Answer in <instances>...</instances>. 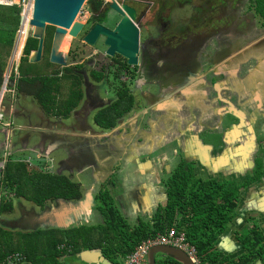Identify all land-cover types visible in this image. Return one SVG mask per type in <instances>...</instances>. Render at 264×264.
Masks as SVG:
<instances>
[{
    "label": "flooded vegetation",
    "instance_id": "flooded-vegetation-1",
    "mask_svg": "<svg viewBox=\"0 0 264 264\" xmlns=\"http://www.w3.org/2000/svg\"><path fill=\"white\" fill-rule=\"evenodd\" d=\"M197 1L199 3L193 7L191 6L193 0H160L162 3L159 4L158 1L151 0H96L97 4H93L86 23L83 22L85 28L80 36L72 37L70 49H100L83 60L76 61L71 59H77L78 55L73 56L74 53H68V67L64 69H70L72 81L67 83L70 82L72 89L76 83L75 77H79L81 84L74 89L81 88L84 91V99L80 107L74 109L75 111L73 110L68 118L62 116L59 121L64 123L63 119H71V125H87L93 110L97 115L119 100L121 93L127 92L129 97L134 98L135 106L118 119L116 127L120 125L122 128L115 130L105 138L106 140L116 139L118 143L137 141L139 136L126 130L133 129L144 121L145 113H148L147 124L151 123L149 120L155 117L156 111L164 113L162 120L165 119V122L170 121L172 124L185 125L183 120L186 116L187 123L193 120L202 125L204 134L214 136L212 138L214 149L211 151L213 158L216 157L219 161L221 158L219 154L225 151L227 146L228 149L231 146V142L229 143L225 137L226 130L230 128L232 137L238 134L241 137L234 143L233 149L236 151L229 154L232 163L225 167L229 172L222 170L223 172H217L213 177L231 176V178L248 180L261 172V178L251 186L261 185L260 183H264V99L262 109L254 113L258 107L249 105L252 102L249 97L254 91L249 83L247 68L252 61L258 64V58L264 57V24L260 27L256 25L254 11L255 14L250 18L252 21L249 17H245L242 21L244 28L238 31L241 25L240 15L244 12L249 14L251 9H247L245 4L252 0ZM114 2H117L122 9L126 5L137 12V19L134 22L140 31L138 66H131L128 60L119 54L109 55V46L106 45L108 38L103 35L95 48L85 41V37L98 25L112 31L116 30L122 15L112 8ZM172 2L176 3L169 7ZM185 6H191L195 12L192 15L194 18L189 21L191 24L194 23L193 27L179 21L176 15L178 12L175 10L183 9ZM205 6L210 8H204ZM198 13L211 15L200 18ZM203 28H206L204 34L197 32ZM56 34L57 28H48L45 39L46 50L53 48ZM253 43L258 46L254 47L255 49L248 48ZM259 47H262L263 51L258 49ZM207 65L210 66L209 69ZM60 73L61 78L65 76L64 71ZM43 85V82L38 83L35 88L42 89ZM155 86L159 87L157 93L153 89ZM26 88L29 89L30 86L26 84ZM138 93L145 105L139 110L142 103L135 96ZM171 93L183 99L184 103L179 105L180 108L178 106L175 108L176 104H170L168 100L161 104L162 106L157 105L153 109L155 101L161 102L160 97H167ZM261 94L264 98L263 89ZM229 106L234 110L227 109ZM146 109L148 112H145ZM236 109H242V112L246 113L248 123L241 121V116L235 112ZM23 114L24 111H19L16 115ZM258 118H261V122H258ZM122 119L125 121L120 124ZM153 124L149 126L152 127ZM124 130L125 135H117ZM107 147L110 146L102 143V153ZM114 149L116 148L113 147ZM225 159L227 157L221 161ZM197 163L193 164L201 174ZM125 165L127 172L135 173V170L132 172L133 164L126 162ZM32 215V212L24 214L25 223L34 222Z\"/></svg>",
    "mask_w": 264,
    "mask_h": 264
},
{
    "label": "trees",
    "instance_id": "trees-1",
    "mask_svg": "<svg viewBox=\"0 0 264 264\" xmlns=\"http://www.w3.org/2000/svg\"><path fill=\"white\" fill-rule=\"evenodd\" d=\"M92 3L97 4L96 0ZM252 3L257 14L264 20V0H252ZM21 21L22 9L19 6L0 5V86L4 83V74L15 48ZM31 28L30 23L25 24L24 35L20 39L16 54L17 60L22 57ZM70 40L66 39L64 51L69 49ZM38 47L39 40L30 38L20 66V73L24 78L22 83H28L30 88L22 87L20 91L36 97L46 109L68 117L84 99V91L81 88L74 89L81 84V79L75 77L76 83L70 90L68 99H61L65 83L72 81L70 69H64V77L61 78V73L56 72V77L51 79V76L42 78L30 75L24 67L28 64L36 65L30 63V58ZM47 50V60L50 61L52 49ZM39 82L44 84L42 89L35 88ZM134 106V98L129 97L127 92L121 93L119 100L101 110L95 120L106 130H111L117 126L118 119L130 112ZM261 175L258 172L248 180L231 176L209 178L202 176L196 170L195 164L181 160L165 179L167 204L160 206L153 219H142L135 225L122 213L111 187L105 183L96 197L97 209L103 217L99 224H84L69 229L38 228L24 232L4 226L0 222V264L16 252L25 253L27 260L34 264H65L66 256H76L82 251L94 249H100L104 257L113 264H122L141 242L157 237L160 233H167L172 227L185 229L187 240L196 247L202 264H233L229 258L218 252L217 242L238 216L243 189L253 185ZM110 184L115 182L112 180ZM3 188L15 193V196L1 199L0 216L14 211L15 197H24L42 207L60 199L78 201L84 198L81 182L64 174L53 175L31 170L26 162L12 157L0 172V192L4 191ZM251 221H255L254 227L242 236V242L249 250L242 257L243 264H251L264 256L263 230L257 224L255 216L249 217V222ZM62 245H65L64 249L61 248ZM41 251L43 253L39 255ZM158 264L181 263L160 255Z\"/></svg>",
    "mask_w": 264,
    "mask_h": 264
},
{
    "label": "crops",
    "instance_id": "crops-1",
    "mask_svg": "<svg viewBox=\"0 0 264 264\" xmlns=\"http://www.w3.org/2000/svg\"><path fill=\"white\" fill-rule=\"evenodd\" d=\"M254 44L255 43L250 44L248 48L255 49L254 47L258 46V44ZM258 49L263 51L262 47H259ZM14 51L15 48L9 59L8 70L6 69L7 72L12 63ZM15 59V64H17L18 69L20 60L18 61L16 57ZM258 62V64H254L252 61L247 68L250 76L249 83L254 91L253 95L249 97V99L252 100L249 105H255L258 107L255 109L254 113H256V110L262 109L264 99L261 94L262 89L264 90V57H259ZM20 66L18 69L19 72ZM54 74L51 75V79L56 77ZM21 77L22 75L19 73L18 76L12 78L14 79L12 80V83L16 86H12L11 88L12 90H15L16 98L18 91L21 93L20 88L26 87V84H28L22 83L20 80ZM176 95L177 94L171 93L167 97H160L161 102L155 101L153 109H155L157 105H163V103L168 100L170 104H176V106L174 105L175 108L177 106L180 108L179 105H181V103L183 104L184 101ZM12 97V95H8V101H6L7 104L5 102L4 107H2L4 112L14 121V126V117L20 120L25 119L26 125L22 127L19 126V128L29 130L28 135L22 140L25 147L20 149L22 151H27L29 149L28 146L31 143V139L29 138V136H31L30 133H40L42 135V143H40L41 146L36 145L32 148L36 151L35 153H37L36 156H34L35 158H26L23 154L18 155L15 152V155L11 157L23 162L28 159L37 163L38 160L46 161L50 163V167L52 165L57 171H60L66 176L70 177L72 173L78 170L80 174L93 176L95 182L102 184V187L106 183L108 186L112 187L110 189L112 190L113 196H115L116 202L126 218L128 219V216L125 213L127 209H129L134 218H136L135 224H138L142 219H153L160 206L167 204L168 194L165 186V179L179 161L187 160V162L190 163L198 162L197 164L200 166L201 175L204 177H213L217 172H221L222 170L229 172L226 169V165L232 163V157L230 156L228 162L224 163V165L221 164L217 166L216 163H218V158H213L211 151V149H214L211 134H204L202 125L197 124L193 120L187 123L185 114V120H183L185 125H183L182 123L172 124L170 121L165 122V119L162 120L164 113H159L158 111H156L155 117L150 118L149 121L151 123L147 124L146 115L148 113H145L144 121L140 122L139 125L133 129L126 130V132L129 130L135 135H138L139 139L135 142L131 141L130 143L120 141L118 143V140L116 139L111 140L110 138L106 140V136H102V130L94 126L90 121L87 125H71V123L70 125H67L65 119H63L64 123L59 121L64 115L56 114L55 111L46 109L43 104L40 105L37 102V99H34V102L32 103L19 102L17 106V100L13 104L10 102ZM181 108L183 109L184 107L182 106ZM227 109L234 110L230 106ZM237 110L238 109H236L235 112H242V109ZM19 111H24V114L16 115ZM145 112H148V109H146ZM242 113L244 114V120L241 117V121L245 122L248 119L246 118V113ZM253 116L254 115H252V118ZM152 123L154 124L150 127L149 125ZM17 128L18 127L15 126L10 129L9 132L4 130L6 133V140L0 141V151H3V149L10 151L16 147L17 143L14 140V135ZM121 128L122 127H120V129ZM150 129H152V131L148 132ZM126 132L124 130L122 133L118 132L117 135L122 136L125 135ZM231 133L230 128L226 130L225 137L228 142L231 139L238 140L241 137L240 134H238L239 136L232 137ZM173 140L177 141V145L174 147V152L171 153L169 147L170 142ZM102 143L109 145L111 148L107 147V149L103 151L104 153H102ZM113 147L116 149L113 150ZM233 147L234 145H231L228 149L227 146V149L219 154L221 158L231 150H234ZM142 148L144 149L142 150ZM134 149L137 150L136 155L135 153L132 154ZM155 150H159L160 153L155 154ZM173 154L176 156L180 155L178 158H175ZM1 158L4 157L0 154V160ZM123 162L131 163L136 166L137 169L135 173L127 172L126 165L125 168L121 167L120 165H122ZM213 162H215L214 166ZM67 171L71 173L67 174ZM116 173H122V176L126 177V180H129L125 182L124 190H122V188L118 189L119 186H117V183L115 185L110 184ZM132 178L133 180H130ZM260 184L261 185L251 186L250 188L243 190V197L239 205L238 216L231 224L228 231L221 237L220 241L217 242L218 252L229 258L233 264H243L242 257H244L249 251L246 245L242 242V236L247 234L250 228H253L255 225V221L249 222V217H256L257 224L261 227L264 233V183ZM101 186L98 187V189L93 186L95 191L90 192L87 195L84 193V198L81 200H65L63 202L56 200L55 202L48 203L45 207L39 205L41 211H30L26 210V207H24L21 219L17 220L16 218L14 219V217L4 218L3 215H1L0 222L4 226L22 230L24 232H30L32 230H37L38 228L59 227L69 229L84 224H99L103 221V217L100 216L97 209L98 201L96 197L102 189ZM49 208L53 210L54 214H57L56 217L51 216L50 213L52 210L48 215L45 214V211ZM15 212L16 210L14 207V211L8 214H15ZM28 212H32V216H34V222L31 224L25 223L23 220L24 214L26 215ZM39 217L40 219H38ZM131 224L135 225L133 223ZM90 251L91 250L82 251L84 252L83 255L79 253L76 256L69 255L65 258L63 257L65 264H99V259L95 258L91 253H99L100 250ZM16 253L25 254L23 252ZM42 253L43 252L41 251V254ZM102 263L113 264L112 262L106 263L103 261ZM15 264L34 263L26 259L25 261L17 262ZM251 264H264V256L257 258Z\"/></svg>",
    "mask_w": 264,
    "mask_h": 264
},
{
    "label": "water",
    "instance_id": "water-1",
    "mask_svg": "<svg viewBox=\"0 0 264 264\" xmlns=\"http://www.w3.org/2000/svg\"><path fill=\"white\" fill-rule=\"evenodd\" d=\"M87 0H35L33 6V18L31 20V30L29 31L26 45L23 49V54L20 59L19 66L22 63L23 57L25 56V50L30 38L39 40L38 50L34 51L30 58V63L38 64L44 60L45 55V39L46 33L49 27L57 28V34L55 38V44L53 45L51 51V62L56 65L63 67H68L69 54L65 53L62 49L63 44L71 36L73 38L79 37L82 30L85 28V24L78 20L81 15L83 8ZM112 8L122 15V20L115 31L106 29L105 27L98 25L96 26L86 37L85 41L92 47H97L100 38L103 36L107 37V46H109L108 54L115 56L119 54L125 57L131 66L139 65L138 53L140 52V31L135 24L137 19V12L135 9L124 6L122 9L117 2H114ZM25 16L22 17L21 29L17 38L14 56L12 58V63L6 78L10 77V74L14 67V60L18 47L20 45V36L25 28L26 23ZM7 80V79H6ZM12 86H16L11 83ZM6 83L4 84L5 87ZM125 119L120 121V124L124 122ZM120 125L109 131H102V136L106 138L113 133L115 130L120 129ZM60 202L65 201V199H60ZM52 209L49 208L45 211L48 215ZM51 216L56 217L57 214L51 211ZM49 217V216H48ZM100 250V249H94ZM91 250L90 252L94 251ZM89 251V250H88ZM84 252L80 254L83 255ZM95 258L99 259V264H104L103 262L109 263L110 261L104 257L103 252L100 250L99 253H91ZM164 255L170 257L181 264H195L191 258L185 253L172 246H156L152 249L150 253V264H158V256Z\"/></svg>",
    "mask_w": 264,
    "mask_h": 264
},
{
    "label": "rangeland",
    "instance_id": "rangeland-1",
    "mask_svg": "<svg viewBox=\"0 0 264 264\" xmlns=\"http://www.w3.org/2000/svg\"><path fill=\"white\" fill-rule=\"evenodd\" d=\"M93 1L94 0H91L89 2H86L85 6L83 8V11H82L81 15L79 16L78 20L86 23L88 17L90 16V12H91L90 10H91V8L93 6V3H92ZM151 1H154V2L155 1H158L157 4L162 3V2H160V0H151ZM175 3L176 2H172L169 7H172ZM197 3H199V1L193 0V2H191V4H192L191 6L195 7V5ZM219 5L224 6V4H219ZM245 5H247V9L249 8V9H251V11L248 12L249 14H245V12H244L242 15H240V19H241V23L240 24L241 25H240L238 31H242V28H244V24H243L244 22H242V21H243V19L245 17H249V19H250L253 14H255V13L257 14L256 9L254 7V4L251 1H250V3H246ZM15 6H19V5H15ZM191 6H185L183 9H177L175 11L178 12V14H176V15L179 18V21H183V23H185V24H190V26L193 27V24L194 23L193 24L189 23V21L192 18H194V17H192V15L195 13L193 11V9H192ZM19 7L23 10V8L21 6H19ZM204 8H210V6H205ZM247 9L245 11H247ZM183 10H185V11H183ZM254 11H255V13H254ZM256 14H255V17L256 18L254 19V21H255L256 25L258 27H260L262 24H264V20H263V18H261L260 14H257V15ZM210 15L211 14H208V15L205 16L204 14L198 13V17H200V18L207 17V16H210ZM117 21H118V19H116V22ZM200 26H202V24ZM235 29L237 30V28H235ZM204 30H206V28H203L200 31H197L195 29V31H197L199 33H202V34L205 33ZM192 31H194V29ZM68 38H70L72 40V37L71 36H68ZM68 48L69 49L67 51H65V53H69L70 54V52H71V53H74L73 56L74 55H78V58L77 59H71V61H74V60L75 61L76 60H83L86 56L92 55V53H95L97 50L100 49V48H98V49H88V50H86V49L85 50H71L70 49L71 48V43H68ZM50 49H51V47H50ZM62 49H64V47ZM48 55H49L48 50H45L44 58L46 57V60L44 59L41 63H38L36 65H30V64H28V65H25L24 67H26V70L28 72H30V74L33 73L32 75L40 76L42 78L49 77V76L53 75L56 72H63L64 71V67L63 66H60V65L53 64L51 62V60L50 61L47 60ZM15 62H16V59L14 60V67H13V70H12V72L10 74V77H9L10 78V86H12V84H11L12 83V78L15 77V76H18V74L20 73L18 71V69H17V64H15ZM207 67H208V69L210 68V66H208V65H207ZM7 70H8V67H7ZM7 70H6L5 74H4V83H3V86L0 87L1 88L0 89V94L2 93V90L4 88V84L6 82V79L7 80L9 79V78H6V75L8 73ZM20 80L21 81H24L23 76L21 77ZM39 83H41V82H39ZM70 86H71L70 85V82L69 83H67V82L65 83V86H64V88H65L64 89V94H62V96L60 97L61 99L62 98L66 99V100L68 99L67 97H69V95H70L69 92L71 90L70 89ZM153 89H154V92L157 93V91L159 90V87L158 86H155V87H153ZM63 95H64V97H63ZM103 96L106 97V94L103 93ZM135 96H136L137 100L140 103H142L141 104V107L138 108V110L141 109V108H144L145 105L143 104V101H142L141 97L139 96V93L136 94ZM34 99H37V98L34 97V96H32V95H29L27 93H22V92L19 93V91H18V95H17V106H18L19 102H21V103H24V102H26V103H32V102H34ZM37 102L40 105H42L41 101L38 100ZM4 104H5V102H4ZM6 104H7V102H6ZM238 114L244 120V114L242 112H238ZM95 116H96V111L93 110V112H92V114H91V116L89 118L90 123L94 124V126H96L97 128H100V130L105 131L106 129L103 128L100 124H98L95 121ZM66 118H68V117H66ZM14 120H15V126L18 127L15 130V135H14V140L17 143V145H16V147H14V149H11L10 150V154H12L11 156L13 157L15 155V153H17L18 155H22L23 154L26 158H31V159L32 158H35L34 156H36L37 153H35L36 151H34L32 148L35 147L36 145L41 146L40 143H42V135L40 133H35V134L30 133L31 136H29V138L31 139V143L28 146L29 149L27 151H22L21 149L23 147H25L22 140H23V138L25 136L28 135L29 130L23 129V128H19V126L22 127V126L26 125L25 119H21L20 120V119L14 117ZM257 120H258V122H261V118H258ZM65 122H66L67 125H70L71 119H65ZM245 123H248V120H246ZM4 129H5V127L1 123L0 124V141H5L6 140V133L4 132ZM206 136H209V135H206ZM211 137L214 138L213 135H211ZM236 141H237L236 139H231L229 141V143L231 142V145H234V143ZM176 145H177V141L176 140H173L172 142H170L169 149H170V152L171 153L174 152V149H175L174 147ZM143 149L144 148H142V150ZM36 150H39V149H36ZM232 151H236V150H231L230 152H232ZM230 152H228L224 157L220 158L219 161H217L218 162V163H216L217 166H219L221 164L224 165V163L228 162V159L230 158V155H228V154ZM134 153H135V155L137 154V150L136 149H134V151H132V154H134ZM154 153L157 154V153H160V151L159 150H155ZM0 154H1L2 157H4L5 154H6V150L3 149V151H0ZM179 155L178 156L174 155V156H175V158H178ZM225 157H227V159L221 161ZM21 158H23V157H21ZM2 161L4 162V165L6 167L7 163L10 161V159H9V157L3 158ZM24 162H26L29 165V167H30L31 170H34L35 169V170H37L40 173H45V174L51 173L53 175L62 174L60 171H57L56 168L52 167V165L50 167V163L49 162H46V161H40V160H38V163H37L35 161H32V160L28 159V160H25ZM120 166L123 167V168H125V162H123V164L120 165ZM136 169H137L136 166H134L132 172H134V170L136 171ZM70 173L71 172H68L67 171V174H70ZM169 175L170 174H168V176ZM70 177L73 180H75V181L82 182V188H83V191H84L85 195L89 194L90 192H94L95 191L93 189V186H95L96 189H98V187L101 186V184L95 182V178L93 176H90V175H87V174L86 175L85 174H80L78 170H76L74 173H72ZM126 179H127L126 177L122 176V173H116L113 176V181L115 182V184L117 183V186H119L118 189L122 188V190H124L123 188L125 187V182L126 181H129V180H126ZM130 180H133V178L130 179ZM3 190H4L3 192H0V202H1V199L3 197H5V196L7 198L8 197L11 198V197H14L15 196V193L10 192L9 190H6L4 188H3ZM124 192H126V191H124ZM13 202H14L15 210H16L15 214H8L7 213L6 215H3L4 218H8V217L13 218L14 217V219L16 218L17 220L21 219V217L23 215V209H24V207H26V210H30V211H33V210L41 211L40 206L38 204H36V202L30 201V200H28V199H26L24 197H22V198L15 197V198H13ZM125 213L128 216L129 222L131 221L130 223L135 224L136 223V218H134V216L131 214V212L129 211V209H127L125 211ZM99 214H100V216H102L100 212H99ZM39 255H42V254L40 253ZM159 258H160V255L158 256V260H159ZM66 260H67V258H66Z\"/></svg>",
    "mask_w": 264,
    "mask_h": 264
},
{
    "label": "built area",
    "instance_id": "built-area-1",
    "mask_svg": "<svg viewBox=\"0 0 264 264\" xmlns=\"http://www.w3.org/2000/svg\"><path fill=\"white\" fill-rule=\"evenodd\" d=\"M34 3L35 0H0V5L21 6L23 8L22 16H25V18L29 17V15L33 16ZM29 12L32 14H28ZM23 35L24 29L21 33L20 39L23 37ZM5 83L6 85L2 90L0 98V124L2 123L5 127L4 130L9 132L10 129L15 127L14 121L7 116L2 107H4V102L8 101V95L13 96L12 99H10L12 104L16 102L17 98L15 90H12V86H10V78L6 80ZM7 157L11 158L10 151H6L4 158ZM2 159L0 160V172L5 169ZM161 245L172 246L184 251L195 264H202L198 257L196 247L190 244L187 240L185 229H177L176 227H172L167 233H160L157 237H151L141 242L137 246L136 250L124 260L123 264H150L149 257L152 249ZM61 248L64 249L65 245H62ZM26 259L28 258L25 254L15 253L7 258L2 264H15L17 262L25 261Z\"/></svg>",
    "mask_w": 264,
    "mask_h": 264
},
{
    "label": "bare ground",
    "instance_id": "bare-ground-1",
    "mask_svg": "<svg viewBox=\"0 0 264 264\" xmlns=\"http://www.w3.org/2000/svg\"><path fill=\"white\" fill-rule=\"evenodd\" d=\"M28 14H32V13L29 12ZM32 18H33V16L32 15H29V17L26 18L27 20H26V23L25 24L30 23V25H31Z\"/></svg>",
    "mask_w": 264,
    "mask_h": 264
}]
</instances>
